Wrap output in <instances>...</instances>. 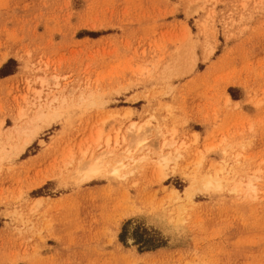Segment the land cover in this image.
Segmentation results:
<instances>
[{
	"label": "rangeland",
	"instance_id": "obj_1",
	"mask_svg": "<svg viewBox=\"0 0 264 264\" xmlns=\"http://www.w3.org/2000/svg\"><path fill=\"white\" fill-rule=\"evenodd\" d=\"M0 264H264V0H0Z\"/></svg>",
	"mask_w": 264,
	"mask_h": 264
},
{
	"label": "bare ground",
	"instance_id": "obj_2",
	"mask_svg": "<svg viewBox=\"0 0 264 264\" xmlns=\"http://www.w3.org/2000/svg\"><path fill=\"white\" fill-rule=\"evenodd\" d=\"M48 115H49V113H44L41 111L37 119L39 120L41 117H47ZM131 129L134 130V126L131 127ZM136 130H140V128L136 129ZM142 141H143V139H140L138 141V143L140 144ZM169 161H170V155H168V154L162 155L163 164H167ZM124 165L125 164L123 162H120L113 169L112 174L119 176L120 175V169ZM88 168L89 169L83 174L84 179H91L93 177H101L102 175H104L102 172V167H101L100 162L98 160L96 162L91 163ZM202 180H203L204 184L209 186L210 188L211 187H215V189H221L222 188L221 181L219 180V178L216 175L203 176ZM248 187H249L250 193L255 192L256 187L252 184V181H250L248 183Z\"/></svg>",
	"mask_w": 264,
	"mask_h": 264
}]
</instances>
